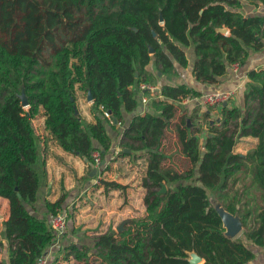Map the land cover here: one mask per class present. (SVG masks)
<instances>
[{
    "label": "trees",
    "instance_id": "16d2710c",
    "mask_svg": "<svg viewBox=\"0 0 264 264\" xmlns=\"http://www.w3.org/2000/svg\"><path fill=\"white\" fill-rule=\"evenodd\" d=\"M241 7L242 0H0V197L9 206L3 223L9 264H35L56 240L47 219L26 208L36 201L40 183L32 120L42 114L59 146L86 159L91 169L93 152L104 160L110 149L106 125L115 129L123 111L137 107L139 83L155 82L147 70L152 56L162 74H171L176 64L188 66L183 47L191 46L194 78L216 84L233 63L244 64L249 49L264 46V15L244 16ZM223 26L227 34L215 30ZM246 78L242 107L221 103L212 123L211 106L203 114L208 120L203 151L194 135L199 128L191 133L195 114H184L175 125L179 150L191 164L186 171L164 167L167 155L160 147L177 102L199 98V90L164 84L162 98L130 119L118 155L134 160L146 155L145 214L118 234L94 238L93 249L107 264H189L190 251L202 257L201 264H244L255 256L250 246L264 248V69L249 70ZM77 92L91 93V108L99 113L94 122L74 113ZM242 137L257 139L245 154L234 151ZM99 183L104 190L123 188L115 181ZM162 184L167 189L158 193ZM208 190L240 217L243 237L224 234ZM62 202H45L49 216L64 209ZM77 247L61 248V258Z\"/></svg>",
    "mask_w": 264,
    "mask_h": 264
},
{
    "label": "crops",
    "instance_id": "0c3cea01",
    "mask_svg": "<svg viewBox=\"0 0 264 264\" xmlns=\"http://www.w3.org/2000/svg\"><path fill=\"white\" fill-rule=\"evenodd\" d=\"M244 16L264 15V4H252L248 0H242V7L239 9ZM228 33V32H227ZM184 53L188 59V66L182 68L175 65V70L171 74H162L155 66L154 58L147 66V70L154 73L156 76L155 82L147 84L153 85L158 96H160V88L164 84L176 85L186 84L201 92L199 98H187L178 104L183 106H176V113L170 124L164 130L161 147L165 144V134L168 128L172 130V136L177 140L175 133V125L179 122L184 114L190 115L194 111L199 114L202 111H207L206 104L202 97L208 93H231L229 99L222 103L223 105L243 106V92L245 83L247 81L246 75L249 70L264 69V46L260 50H248V56L244 64L240 65L237 72L229 70L222 76L216 84H201L192 74V65L194 61L193 48L183 47ZM191 59V60H190ZM157 71L160 72L157 73ZM144 83V82H141ZM139 83L138 86L141 84ZM136 91V97L140 96V92ZM81 92H77V109L82 119L86 122H94V117L99 114L91 108L92 101L85 99V103H80ZM162 98V97H161ZM159 98V99H161ZM139 100V98H138ZM151 98L147 100L143 106L137 104V107L130 113L123 111V122L115 129L106 125V130L111 138L110 149L107 152L104 161V169L99 174L93 173L89 169L86 159L78 155L64 151L45 129V133H37L38 143V161L35 164V169L39 173L40 183L36 195V201L33 206L26 205L27 210L39 218L48 219L45 202H55L59 198L63 199L62 207L67 209V206L75 203L79 208L76 212L72 226L71 220H67L65 231L62 236L58 238L57 242L52 243L44 253L46 264H107L93 249L94 238L97 235L109 231L111 222L119 219H135L142 217L145 214V205L143 197L145 189L141 185V180L145 176L146 162H144L142 172L137 173L132 165L140 164L141 157L132 159L130 156H118L119 141L124 128L128 125L130 119L138 114H143L151 109ZM220 104H214L210 110L212 118L218 117ZM200 106V107H199ZM209 107V106H208ZM40 115V116H39ZM44 125V116L39 114ZM34 118L32 120L34 126ZM45 128V127H44ZM257 142L253 137H242L237 142L234 151L240 154H245L250 148H253ZM244 144L245 150H240L239 144ZM95 146L99 145L95 142ZM238 148V151H237ZM162 151V149H161ZM165 153V152H164ZM103 180L115 181L122 185V189H108L104 190L99 183V178ZM140 204L139 212H133L131 206ZM70 208V207H69ZM132 213V214H130ZM135 214V215H133ZM9 206L5 198L0 197V264H9V245L5 238L4 221L8 218ZM102 217L104 219L103 230L96 231V221ZM82 230H79L77 227ZM76 244L77 250L67 259H62V252L60 249L70 245ZM254 252V258L244 264H264V248L250 246ZM203 263V262H202Z\"/></svg>",
    "mask_w": 264,
    "mask_h": 264
},
{
    "label": "rangeland",
    "instance_id": "374dc122",
    "mask_svg": "<svg viewBox=\"0 0 264 264\" xmlns=\"http://www.w3.org/2000/svg\"><path fill=\"white\" fill-rule=\"evenodd\" d=\"M251 3V2H250ZM58 35L61 37L62 34L58 32ZM191 60V59H190ZM85 99H86V95L85 97L83 95H81L80 97V103L84 104L85 103ZM184 104H176V106H183ZM208 104H206V108H210L207 106ZM200 107V106H199ZM211 108H216V107H211ZM176 110V109H175ZM212 110V109H211ZM177 111V110H176ZM207 111H202L200 112L199 114L196 113V111H194L193 113H191L194 117V114H195V119L193 120L194 124L192 126V132L191 133H194V128H199V131L198 132H195L194 135L198 136L199 138V141H200V150L203 151V143H204V139H205V135H206V132H207V123H208V120H205V118L203 117V114L206 113ZM219 114V112H218ZM38 116V115H37ZM37 116L35 117L36 119L34 120V127L36 129V132L39 134V133H45L44 130V125H43V122L41 120V117H38ZM40 116V115H39ZM210 116H211V113H210ZM216 120L219 119V116L218 117H215ZM215 118H212V117H209V120H210V123L211 121H213V119ZM189 123H190V120H189ZM165 144L162 146V151L165 152V154L167 155V157L163 160V166L166 167V168H172V169H175L179 172H183V171H186L187 169L190 168L191 164L188 160V158L186 156H184L179 148V143L177 140H175L172 136V130L168 128V132H166L165 134ZM241 139V138H240ZM240 147V150H245L244 148L246 147V145H244L243 143L242 144H239L238 145ZM237 151H238V148H237ZM119 156V155H118ZM146 155L145 157H142L141 161H140V164H136V165H132L133 169L135 171H137V173H141L142 172V168H143V165L144 162H146ZM146 167V166H145ZM98 180H103L102 177H100ZM240 182V181H239ZM241 184L240 183H237L233 186L232 189L238 187L239 185ZM166 189H167V186L165 185ZM208 195H209V199L212 203V205H217V203H220L216 197V192L215 191H209L208 190ZM253 205H255L254 203H252ZM70 207V208H69ZM79 208V206H77L75 203L71 204V206H67V220H71L72 222V226H74L73 224V221H74V218L76 217V212H77V209ZM131 210L133 212H135V214H137L136 212H139L140 210V204H135V206H131ZM132 214V213H130ZM133 214V215H135ZM140 218V217H138ZM137 219V218H135ZM122 221H126L124 222V224L122 225V230H118L117 227H119V225H121V222ZM121 221V219L115 221V222H111L110 223V227H109V231H113L115 232L116 234H118L119 232L123 231L124 228L126 227L127 223L129 221H131V219H123ZM81 225H78L77 224V227L79 228V230H82V228L80 227ZM103 226H104V219L102 220V217L99 218L97 221H96V231L99 232L101 230H103ZM68 228V227H66ZM83 231V230H82ZM244 231V228L233 238H237V237H243L242 236V232ZM99 256V255H98ZM101 257V256H100ZM102 258V257H101Z\"/></svg>",
    "mask_w": 264,
    "mask_h": 264
},
{
    "label": "built area",
    "instance_id": "2783aa9c",
    "mask_svg": "<svg viewBox=\"0 0 264 264\" xmlns=\"http://www.w3.org/2000/svg\"><path fill=\"white\" fill-rule=\"evenodd\" d=\"M239 66L240 65L238 63H233L230 70H232L233 72H237ZM138 90L140 92V96H138L139 104L143 106L146 104L147 100L150 98L151 99L161 98V95L158 96L156 89L153 85H150L147 83H141L138 86ZM230 96H231V93H226V92L208 93L202 97V100L204 101L205 104H208L209 106H213L214 104L216 105V104H221V103L226 102ZM102 117L106 119L107 121H111L110 114L107 111L102 112ZM92 156L94 159L93 168L96 169L95 173L99 174L104 169L103 160H101L100 153L98 151H94ZM67 215H68L67 209H63L54 215H50L47 219L49 226L54 232V235L56 237L55 242H57L58 238H60L63 232L65 231L66 223H67ZM35 264H46L45 256L42 255L41 257H39L36 260Z\"/></svg>",
    "mask_w": 264,
    "mask_h": 264
},
{
    "label": "water",
    "instance_id": "95a60500",
    "mask_svg": "<svg viewBox=\"0 0 264 264\" xmlns=\"http://www.w3.org/2000/svg\"><path fill=\"white\" fill-rule=\"evenodd\" d=\"M162 21H163V18L161 15H159V22H162ZM215 30L217 32L222 33V34H227V32H228V29L225 26L215 28ZM153 35H155V33H153ZM153 51H154L153 48H149L150 54H152ZM157 73L160 74L159 71H157ZM19 97L21 99V105L23 107H26L28 104V101H27V98H26V95L24 93L23 88L21 90V93L19 94ZM86 99L88 101H92V96H91L90 92H88L86 94ZM74 113L78 114L77 107L74 109ZM114 123L116 124V120H114ZM187 123L190 124L189 119H187ZM125 152H129V150L125 149ZM103 163H104V161H103ZM92 172L95 174L96 169H92ZM165 191H166V187L164 184H162V187L158 191V193L165 192ZM17 195L20 196L19 193H17ZM213 207L216 210L217 214L219 215V217L222 221V226L225 229L224 234L229 238L235 237L243 229V224L240 220V217L237 214H232V213L228 212L227 210H225L224 207L220 203H217V205H214ZM124 222H126V221H122L121 225H119V227H117L119 231L122 230V225L124 224ZM3 229L5 230V227ZM186 260L189 262V264H201L203 262L202 257H200L195 251H190L188 253V256L186 257Z\"/></svg>",
    "mask_w": 264,
    "mask_h": 264
}]
</instances>
